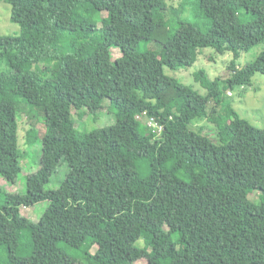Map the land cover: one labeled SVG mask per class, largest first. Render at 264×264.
I'll list each match as a JSON object with an SVG mask.
<instances>
[{
    "label": "trees",
    "instance_id": "obj_1",
    "mask_svg": "<svg viewBox=\"0 0 264 264\" xmlns=\"http://www.w3.org/2000/svg\"><path fill=\"white\" fill-rule=\"evenodd\" d=\"M4 1L19 28L0 34V177L16 185L0 184V264H264V127L225 98L264 75V50L234 66L264 42V0H195L204 26L172 16L167 0H128L143 35L113 24L116 0ZM65 33L75 40L62 43ZM205 47L231 52L235 73L198 70L203 93L164 73L191 66ZM49 73L55 100L75 113L99 115L104 100L132 104L115 123L82 130L70 110L39 102L38 77ZM19 118L29 126L22 145ZM200 120L207 126L194 128ZM30 154L37 167L25 173ZM62 163L63 178L48 186ZM212 170L229 182L213 189ZM43 200L64 213L61 223L21 214Z\"/></svg>",
    "mask_w": 264,
    "mask_h": 264
},
{
    "label": "rangeland",
    "instance_id": "obj_2",
    "mask_svg": "<svg viewBox=\"0 0 264 264\" xmlns=\"http://www.w3.org/2000/svg\"><path fill=\"white\" fill-rule=\"evenodd\" d=\"M168 4H171L174 8V11H169V13L173 15H179L182 18L190 19L192 17L193 20H196L200 23L201 26H204V23L207 22L206 17L198 9L197 3L195 0H188L184 2V0H167ZM112 21L115 26H117L122 33L128 35H143L147 32V29L144 25H142L130 12L128 7V0H116L112 8ZM10 14V6L4 0H0V34L12 33L18 30V25L13 23L9 20ZM64 40L62 43H66L69 41L73 42L75 38L70 33H65L63 35ZM264 50V42L258 45L253 46L246 52H242L239 57L235 60V68L240 69L246 63L251 62L255 59V57ZM60 50L55 48L53 54L59 53ZM118 50L112 49L113 58L118 56ZM58 55V54H57ZM233 58L231 52H224L222 54L215 52L210 47L201 48L197 55L196 61L187 68H179L176 70H172L168 67H164V73L171 77L177 78L182 83L189 85L194 90L198 91L199 93H203L202 87L198 81H196L194 75L198 70L205 71L206 75L208 74L209 77H221L225 79L235 73L234 68H231L230 61ZM51 65L50 73H52L55 69L54 65L56 64V59L48 58ZM30 70L29 68H26ZM38 73L42 72L46 74L47 71L44 69H39ZM49 72V70H48ZM50 73L44 77H38L42 83V88L38 92V100L41 103H55L60 110H70L75 116V119L79 123V128L82 130H88L95 127H103L108 126L115 123V114L116 117L119 118L123 115V109L127 106L131 105L132 103L128 101L127 103H122L119 105H112L109 101L104 100L103 105L104 108L99 110L98 114H93L88 116V114L83 113H75L71 107H69L66 103H58L53 94V89L48 85ZM12 87L11 82H7L6 84V95L10 96V90ZM223 89L225 87L221 86ZM225 98L227 101L230 102V106L236 111V113L246 119L250 124L257 126V127H264V75L256 73L252 76L251 84L245 87H235L234 89H225ZM124 107V108H123ZM118 111H121L119 113ZM123 111V112H122ZM82 112V111H81ZM19 118V135H20V142L19 144L22 145L25 140L26 131L28 129V124L25 120H20ZM207 126V122L205 120H200L198 122H194L192 126L197 128L199 126ZM41 132V130H40ZM38 138L41 136L37 134ZM59 153H54L45 163L43 168V175L42 180H44L48 174L52 172V168L54 167L55 163L58 160ZM37 159L35 156L30 154V157H27L28 165L23 167L25 173H31L35 171L37 165ZM64 164L59 167L58 169V177L56 182H50L48 186L50 187H57L59 184V180H61L64 176ZM209 180L211 183V187L216 189L219 184H223L225 182H229V179L226 175H224L221 171L212 170L209 171ZM0 184L4 186L9 191L16 190V185L11 184L5 181L2 177H0ZM32 182L27 185L26 190L28 192L32 191ZM254 199V196H252ZM256 200H258V196L256 195ZM54 206L53 202H49L46 200L37 202L32 206H21L20 212L24 216L29 217L31 220L38 222L40 219L43 220L49 226H56L58 223L62 222L65 218L64 213L57 209ZM158 250V249H157ZM150 254L154 253V249H150ZM148 257H143L142 259L134 262L133 264H147ZM63 264H79L77 262H67L64 260Z\"/></svg>",
    "mask_w": 264,
    "mask_h": 264
}]
</instances>
